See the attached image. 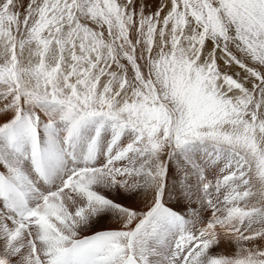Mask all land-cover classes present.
<instances>
[{"label": "snow or ice", "instance_id": "snow-or-ice-1", "mask_svg": "<svg viewBox=\"0 0 264 264\" xmlns=\"http://www.w3.org/2000/svg\"><path fill=\"white\" fill-rule=\"evenodd\" d=\"M0 264H264V0H0Z\"/></svg>", "mask_w": 264, "mask_h": 264}]
</instances>
